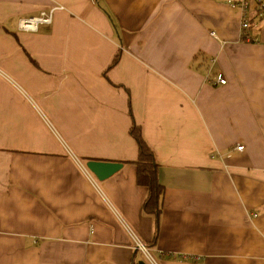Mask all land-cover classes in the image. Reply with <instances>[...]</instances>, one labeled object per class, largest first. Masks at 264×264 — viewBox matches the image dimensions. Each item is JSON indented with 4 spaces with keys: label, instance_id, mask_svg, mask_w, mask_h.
Here are the masks:
<instances>
[{
    "label": "crops",
    "instance_id": "obj_1",
    "mask_svg": "<svg viewBox=\"0 0 264 264\" xmlns=\"http://www.w3.org/2000/svg\"><path fill=\"white\" fill-rule=\"evenodd\" d=\"M239 1L0 0V264H138L136 242L157 264H264V23L241 40Z\"/></svg>",
    "mask_w": 264,
    "mask_h": 264
},
{
    "label": "built area",
    "instance_id": "obj_2",
    "mask_svg": "<svg viewBox=\"0 0 264 264\" xmlns=\"http://www.w3.org/2000/svg\"><path fill=\"white\" fill-rule=\"evenodd\" d=\"M231 6H238L241 11V40L250 42L252 38L248 34H246V30L249 28L252 18L256 17L259 22L264 23V0H240L239 2L231 3ZM55 8L57 7L53 6L41 10L37 15L19 19L18 29L26 32H34L37 31V27L39 24H50L52 22L53 12L55 11ZM210 35L216 40H219L214 31H211ZM209 81L214 84L220 85H224L226 83V79L221 73L216 74V77L213 81ZM234 149L238 152H242L244 150V146L238 144ZM136 245L137 249H139L143 253H146L145 255L148 257L151 264H157L144 245L138 242H136Z\"/></svg>",
    "mask_w": 264,
    "mask_h": 264
},
{
    "label": "trees",
    "instance_id": "obj_3",
    "mask_svg": "<svg viewBox=\"0 0 264 264\" xmlns=\"http://www.w3.org/2000/svg\"><path fill=\"white\" fill-rule=\"evenodd\" d=\"M117 57L118 55L115 57L114 62ZM131 135L138 145V157L134 162L137 169L136 183L147 189L143 210L146 213L158 215L161 209V198L164 191V187L157 179L158 164L154 159L152 150L141 137L140 130L137 126H132Z\"/></svg>",
    "mask_w": 264,
    "mask_h": 264
},
{
    "label": "water",
    "instance_id": "obj_4",
    "mask_svg": "<svg viewBox=\"0 0 264 264\" xmlns=\"http://www.w3.org/2000/svg\"><path fill=\"white\" fill-rule=\"evenodd\" d=\"M85 166L98 180H104L120 170L122 168V163L103 160H88L85 163ZM138 264L147 263L141 260Z\"/></svg>",
    "mask_w": 264,
    "mask_h": 264
},
{
    "label": "rangeland",
    "instance_id": "obj_5",
    "mask_svg": "<svg viewBox=\"0 0 264 264\" xmlns=\"http://www.w3.org/2000/svg\"><path fill=\"white\" fill-rule=\"evenodd\" d=\"M146 249H147V248H146ZM149 253L151 254L150 251H149ZM145 254H146V253H142V252L139 253L140 257H141L144 261L150 263L148 257H147ZM150 264H151V263H150Z\"/></svg>",
    "mask_w": 264,
    "mask_h": 264
}]
</instances>
